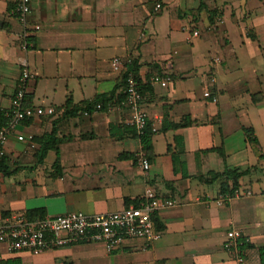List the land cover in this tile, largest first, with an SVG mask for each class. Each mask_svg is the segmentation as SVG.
<instances>
[{"label":"crops","instance_id":"obj_1","mask_svg":"<svg viewBox=\"0 0 264 264\" xmlns=\"http://www.w3.org/2000/svg\"><path fill=\"white\" fill-rule=\"evenodd\" d=\"M15 6L0 0V106L10 109L27 70L26 104L55 114L19 126L35 149L9 139L0 225L120 212L150 187L176 204L153 217L158 242L128 239L112 253L83 243L39 256L0 247V264H264V0H34L27 26ZM115 58L137 64L142 108L158 128L150 153L132 110L120 108L127 64L115 71ZM154 75L169 86L149 85ZM236 170L238 188L224 193L233 181L222 174ZM238 228L243 262L225 248Z\"/></svg>","mask_w":264,"mask_h":264},{"label":"built area","instance_id":"obj_2","mask_svg":"<svg viewBox=\"0 0 264 264\" xmlns=\"http://www.w3.org/2000/svg\"><path fill=\"white\" fill-rule=\"evenodd\" d=\"M34 0H15V12L20 22L27 26L31 13V4ZM158 6L157 9H160ZM40 29V27H37ZM192 36L198 37L194 32ZM220 59H216L219 62ZM132 61H124L121 58L113 60V68L120 71L126 64ZM31 74L26 70L20 81V86L14 95L11 107L5 111L0 106V114H4L7 123L0 128V158L6 155V146L11 136L16 135L18 141L28 142L31 149H35L34 137L19 131V126L25 121L35 117L53 116V108H42L27 105V81ZM170 78L161 75L152 76L148 84L160 85L166 88L170 84ZM125 98L120 103V108H130L133 112L131 125L139 137H142L149 125L147 113L142 108L144 97L141 90V82L133 74L127 77ZM205 96L211 98V93ZM216 101V99H213ZM103 105L98 104L96 111H102ZM153 133L158 131L152 126ZM137 164L147 176L151 164L144 152L137 157ZM240 192L236 191V196ZM251 195V192H248ZM230 196H222L217 203L222 205ZM173 200L159 197L153 188H149L144 195V200L138 205H132L120 212L99 214L94 216L82 212L69 213L56 217H44L38 220H30L26 216H17L13 220L0 225V247H4L8 254L28 252L39 256L50 250H57L83 243H100L110 253L119 250L128 239H142L147 243H155L161 240L162 234L156 230L153 220L154 215L165 208L175 206ZM246 237L243 228L232 229L227 233L225 243L226 250L239 262L244 261V252L240 248L242 240ZM1 260V255H0Z\"/></svg>","mask_w":264,"mask_h":264},{"label":"trees","instance_id":"obj_3","mask_svg":"<svg viewBox=\"0 0 264 264\" xmlns=\"http://www.w3.org/2000/svg\"><path fill=\"white\" fill-rule=\"evenodd\" d=\"M135 73L137 74L138 72V67H137V64L135 62H131L130 64H127V74H126V77H128V75L130 73ZM144 92V89L142 90V94ZM97 105L98 104H102V103H99L100 100L98 99L97 100ZM7 123V119L4 117V114H0V128L2 126H4L5 124ZM152 126L151 124L149 123L148 127H147V130L145 132V134L142 136V142H143V146H144V149L150 153L151 152V137H152ZM223 176H226L227 178H230L232 179L233 181V185L232 187L230 186H227L225 189H224V193L225 192H234L237 188H238V181L239 179L244 175L242 172H239L238 170L236 171H227L225 172L224 174H222ZM216 178V177H215ZM135 206H138L137 204ZM36 219V218H35Z\"/></svg>","mask_w":264,"mask_h":264}]
</instances>
